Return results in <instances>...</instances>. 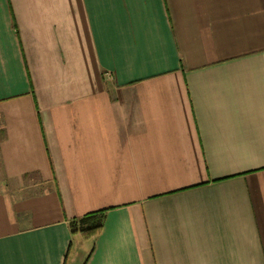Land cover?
I'll list each match as a JSON object with an SVG mask.
<instances>
[{"label": "crops", "instance_id": "obj_1", "mask_svg": "<svg viewBox=\"0 0 264 264\" xmlns=\"http://www.w3.org/2000/svg\"><path fill=\"white\" fill-rule=\"evenodd\" d=\"M84 258L264 264V0H0V264Z\"/></svg>", "mask_w": 264, "mask_h": 264}, {"label": "trees", "instance_id": "obj_2", "mask_svg": "<svg viewBox=\"0 0 264 264\" xmlns=\"http://www.w3.org/2000/svg\"><path fill=\"white\" fill-rule=\"evenodd\" d=\"M105 218V209L87 212L79 217L72 218L68 222L70 233L82 238H91L97 235ZM86 258L81 262L85 264Z\"/></svg>", "mask_w": 264, "mask_h": 264}]
</instances>
